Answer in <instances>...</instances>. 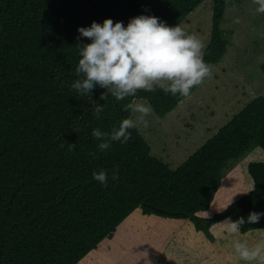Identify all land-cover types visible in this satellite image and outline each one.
<instances>
[{"label":"trees","instance_id":"trees-1","mask_svg":"<svg viewBox=\"0 0 264 264\" xmlns=\"http://www.w3.org/2000/svg\"><path fill=\"white\" fill-rule=\"evenodd\" d=\"M203 1L0 0V264H110L115 248L134 255V243L151 248L152 261L144 264H194L169 251L175 239L193 235L215 244L195 264H239L221 244L226 231L212 225L264 213V163L247 164L250 189L240 169L221 176L252 146L264 151V96L232 114L174 169L151 154L137 129L127 143L113 141L103 151L92 132L118 128L134 98L164 116L187 97L157 88L117 100L97 86L92 99L104 111L96 116L72 88L82 78L79 45L91 43L78 28L105 19L127 26L139 15L175 26ZM227 1L212 0L204 60L213 66L230 41L221 25ZM102 169L106 186L93 178ZM255 229H264V216L241 234Z\"/></svg>","mask_w":264,"mask_h":264},{"label":"clouds","instance_id":"clouds-1","mask_svg":"<svg viewBox=\"0 0 264 264\" xmlns=\"http://www.w3.org/2000/svg\"><path fill=\"white\" fill-rule=\"evenodd\" d=\"M252 2L257 5L255 11L264 14V0ZM235 8L233 6V10ZM77 31L91 43L79 45L81 58L76 73L82 78L76 80L72 88L87 97L96 116L104 111V107L92 99L97 86L117 100L136 97L139 91L155 92L157 88L165 94L188 97L194 87L211 77L214 69L205 62L206 45L196 34L187 33L178 24L168 26L155 16L139 15L130 19L127 26L123 22L105 19L102 24L92 22L90 27H81ZM104 95L100 96L101 100ZM124 110H130L134 118L122 119L119 127H113L111 132L100 128L93 130L92 136L101 141L98 145L101 151L108 149L113 141L127 143L131 138L130 129L141 125L148 127L145 118L152 114L153 108L147 99L134 98ZM68 147L74 149L75 145ZM93 178L106 186L107 170L94 172ZM111 178L117 180L118 173H113ZM262 216L264 213L250 212L247 219L239 217L233 221L227 217L212 226H220L236 237L241 234L243 225L259 223ZM255 230L264 233V229ZM232 244L238 259L245 264H264V236L252 246L247 240L240 239H233Z\"/></svg>","mask_w":264,"mask_h":264},{"label":"rangeland","instance_id":"rangeland-1","mask_svg":"<svg viewBox=\"0 0 264 264\" xmlns=\"http://www.w3.org/2000/svg\"><path fill=\"white\" fill-rule=\"evenodd\" d=\"M211 5L212 0H204L178 24L187 33L196 34L205 45L209 41ZM233 6H236L235 10ZM256 7L252 0L227 1L221 25L225 35L230 36V41L224 57L214 66L211 77L206 78L170 113L159 116L152 112L145 118L148 127L141 125L136 128L148 141L151 154L170 168H177L193 155L238 111L236 107H242L258 95L264 96V36H261L264 33V14L257 13ZM130 117L134 118L132 112ZM249 162L264 163V151L252 146L243 158L228 164L221 173L222 178L232 170L240 169L246 186L250 189L251 181L247 176ZM237 171L239 170H235L233 175L236 176ZM224 234L225 238L220 240L222 246L236 257L233 239L247 240L252 246L264 236V233L257 231L236 237L226 232ZM182 238L175 239L169 251L194 264L215 247L214 243H210L208 247L201 235ZM133 246L137 249L131 251L134 255H124L129 249L121 246L115 248L114 255H109L106 260L110 264H122V261L128 264L134 258L140 264L152 261L151 248L147 250L149 246L139 248L135 243ZM237 262L245 264L239 259Z\"/></svg>","mask_w":264,"mask_h":264},{"label":"crops","instance_id":"crops-1","mask_svg":"<svg viewBox=\"0 0 264 264\" xmlns=\"http://www.w3.org/2000/svg\"><path fill=\"white\" fill-rule=\"evenodd\" d=\"M221 73H223V72H221ZM247 103H248V102H247ZM243 106H244V105H243ZM243 106H242V107H243ZM240 108H241V107L238 106V107H236L235 109H236V110H239ZM230 118H231V117H230ZM228 120H229V119H228ZM228 120H227V121H228ZM216 132H217V131H216ZM216 132H215V133H216ZM223 238H225V236H224Z\"/></svg>","mask_w":264,"mask_h":264}]
</instances>
